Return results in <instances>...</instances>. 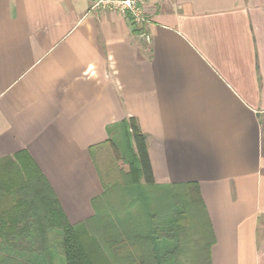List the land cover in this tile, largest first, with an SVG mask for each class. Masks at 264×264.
Listing matches in <instances>:
<instances>
[{"label": "crops", "instance_id": "crops-1", "mask_svg": "<svg viewBox=\"0 0 264 264\" xmlns=\"http://www.w3.org/2000/svg\"><path fill=\"white\" fill-rule=\"evenodd\" d=\"M0 0V161L25 152L73 225L104 192L108 128L135 119L155 183L198 185L212 264H264V0Z\"/></svg>", "mask_w": 264, "mask_h": 264}, {"label": "trees", "instance_id": "trees-1", "mask_svg": "<svg viewBox=\"0 0 264 264\" xmlns=\"http://www.w3.org/2000/svg\"><path fill=\"white\" fill-rule=\"evenodd\" d=\"M108 134L129 178L115 205V188L100 174L104 192L92 201L94 216L79 224L69 222L27 153L0 161V264H54L55 250L62 264H212L215 240L198 185L155 183L135 119Z\"/></svg>", "mask_w": 264, "mask_h": 264}, {"label": "rangeland", "instance_id": "rangeland-1", "mask_svg": "<svg viewBox=\"0 0 264 264\" xmlns=\"http://www.w3.org/2000/svg\"><path fill=\"white\" fill-rule=\"evenodd\" d=\"M95 160L99 172L104 178L106 185L111 188H115L114 191L110 193V201L117 205L121 195L120 188L129 178L127 173L128 167L125 164L117 161L114 150L108 144L103 148L96 150ZM52 255L53 258H55L54 264H62L61 257L59 256V252L57 250H55ZM21 257L24 259L27 258L25 255Z\"/></svg>", "mask_w": 264, "mask_h": 264}, {"label": "built area", "instance_id": "built-area-1", "mask_svg": "<svg viewBox=\"0 0 264 264\" xmlns=\"http://www.w3.org/2000/svg\"><path fill=\"white\" fill-rule=\"evenodd\" d=\"M148 0H92L93 9L103 12H111L128 20L139 30L140 36L147 43H151L152 37L145 31L146 25L150 24L147 11Z\"/></svg>", "mask_w": 264, "mask_h": 264}]
</instances>
